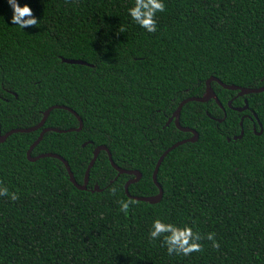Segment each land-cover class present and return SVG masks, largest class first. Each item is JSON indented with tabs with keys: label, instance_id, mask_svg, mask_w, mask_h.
I'll use <instances>...</instances> for the list:
<instances>
[{
	"label": "trees",
	"instance_id": "obj_1",
	"mask_svg": "<svg viewBox=\"0 0 264 264\" xmlns=\"http://www.w3.org/2000/svg\"><path fill=\"white\" fill-rule=\"evenodd\" d=\"M163 2L149 33L128 14L134 0H19L40 20L25 31L0 0L1 133L36 125L50 106L67 107L0 142V184L17 197L0 196V264H264V91L236 96L211 80L223 107L214 98L184 103L179 123L198 138L164 156L155 203L125 193L133 175L118 174L106 150L86 189L72 183L61 159L27 157L44 127L79 126L72 109L81 129L45 131L31 156L59 154L82 183L93 149L105 144L115 164L141 173L129 194L153 195L158 157L192 134L173 120L165 125L182 99L202 95L211 76L264 85V0ZM244 98L243 111L227 104ZM244 114L243 134L233 138ZM157 219L190 227L200 251L169 255V234L150 236Z\"/></svg>",
	"mask_w": 264,
	"mask_h": 264
},
{
	"label": "water",
	"instance_id": "obj_2",
	"mask_svg": "<svg viewBox=\"0 0 264 264\" xmlns=\"http://www.w3.org/2000/svg\"><path fill=\"white\" fill-rule=\"evenodd\" d=\"M62 61H65V62H68V63H81V64H86V62L83 61V60H81V59L62 58ZM211 80L217 81L220 85H222L225 88L237 90L236 96H243V95L249 94V93H256V92L264 91V85H261L259 87H244V86H240V85H236V84H226V83L222 82L219 78H217L215 76H211V77H209L206 80L205 91H204V93L202 95H200V96H189V97H186V98L182 99L179 102V104L177 105L176 109L172 112L171 116H169V118L167 119L165 125H168L169 122L173 120L174 121V124L179 129H181L183 131H190L192 134H191V136H189V137H187L185 139L179 140V141L175 142L174 144H172L171 146H169L158 157V159L156 161V164H155V167H154V170H153V173H152L153 181H154V183L158 187V192L156 194L148 195V196H136V195L133 196V195H130L129 192H128V185L130 183H132V182H135V181L139 180L140 177H141V173L137 169H124V168H120L117 164H115L114 161H113V159H112L111 152H110L109 148L105 144L97 145L93 149V156H92L90 162L88 163V165L86 167V170H85V174H84V178H83L82 183H78L76 181V179H75V177L73 175V172L71 171V168H70L68 162L62 156H60L59 154L47 152V153L38 154L36 156H31V151H32L33 147L40 141V139L42 138V136H43V134H44L45 131H47V130H54V131H60L61 132V131L80 130L81 129V127H82V120H81V118L79 117V115L74 110H72L70 108H69L70 111H72L78 117V119H79V126L76 127V128H71V129H67V130L58 129V128H55V127H44L40 131L39 136L35 139V141L30 145L29 149L27 150V157L31 161H34V160H36V159H38L39 157H42V156H55V157L61 159L63 161L66 169H67V172L69 174V178L72 181V183L77 188H79V189H86L87 188V184H88V180H89L90 168L94 164V162L96 160V157L99 154L100 150H106L107 151V154H108V157H109V160H110L111 164L113 165V167L117 170L118 174L119 173H127V174H132L133 175V177L129 178L125 182V184H124L125 193L128 196H130V197H132V198H134L136 200L147 201L149 203L158 202L162 198L163 189H162L161 185L159 184V182L157 181V172H158V168H159L160 163L163 160L164 156L171 149H173L174 147L178 146L179 144H181L183 142H186V141H195L198 138V133H197V131L195 129L190 128V127H187V126H182L179 123V115H180V111H181V108L184 105V103H186L187 101H190V100L207 101L210 98H214L215 101L221 107H223L221 105L220 101L218 100L217 95L214 92V89L212 88V86L210 84ZM227 104H228L229 107H231V108H233L235 110H238V111H243V110H245V109L248 108V102H247V99L246 98H244V103L241 106H232L231 105V99L228 101ZM54 107L67 108L64 105H53V106H50L49 108H47L44 111L43 117L40 120V122L37 123L36 125L30 126V127L13 128V129L8 130L5 133H1V129H0V142L4 141L7 138V136H9L13 132H28V131L35 130V129L41 127L44 124V122L46 120V117L49 114L50 110L53 109ZM245 116H247V114L242 115L241 118H240V121H239V124L241 126L240 133L238 135L234 136L233 138H238V137H241L242 136V134H243L242 124H243V119H244ZM253 116L255 117V119L258 122V125L260 126L259 131H257L256 133L260 134L262 132L261 123L259 122V120H258V118H257V116H256L255 113H253ZM224 117H225V111H224L223 117L220 118V119H218V120L220 121ZM253 127L255 129V126H253ZM228 140H229V138H228ZM82 145H85V142L82 143ZM93 190H100V188H99V186H98L97 183H95V185L93 187Z\"/></svg>",
	"mask_w": 264,
	"mask_h": 264
},
{
	"label": "clouds",
	"instance_id": "obj_3",
	"mask_svg": "<svg viewBox=\"0 0 264 264\" xmlns=\"http://www.w3.org/2000/svg\"><path fill=\"white\" fill-rule=\"evenodd\" d=\"M7 3L12 9V16L10 18L12 25L25 31L39 24L40 20L33 15L32 9L27 4L21 6L19 0H7ZM164 9L165 4L163 0H134V5L128 9V14L141 28L149 33H153L157 30L156 14L163 12ZM0 196H10L13 200L17 198L16 194L10 193L8 188L3 184H0ZM127 209L128 203H124L122 210L127 211ZM162 233L169 234L165 239L169 255L183 253L187 256L201 249V245L198 243L200 237L190 227L185 226L181 228L157 219L153 222L150 236L152 239H156ZM208 239H213L212 234H209Z\"/></svg>",
	"mask_w": 264,
	"mask_h": 264
},
{
	"label": "flooded vegetation",
	"instance_id": "obj_4",
	"mask_svg": "<svg viewBox=\"0 0 264 264\" xmlns=\"http://www.w3.org/2000/svg\"><path fill=\"white\" fill-rule=\"evenodd\" d=\"M253 126H255L254 123H253Z\"/></svg>",
	"mask_w": 264,
	"mask_h": 264
}]
</instances>
